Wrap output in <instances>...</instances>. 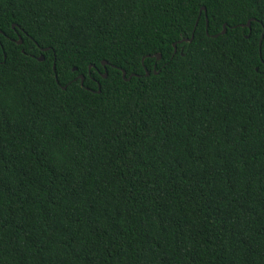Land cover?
Returning <instances> with one entry per match:
<instances>
[{"label":"trees","instance_id":"trees-1","mask_svg":"<svg viewBox=\"0 0 264 264\" xmlns=\"http://www.w3.org/2000/svg\"><path fill=\"white\" fill-rule=\"evenodd\" d=\"M0 31V264H264V0H0Z\"/></svg>","mask_w":264,"mask_h":264},{"label":"water","instance_id":"water-1","mask_svg":"<svg viewBox=\"0 0 264 264\" xmlns=\"http://www.w3.org/2000/svg\"><path fill=\"white\" fill-rule=\"evenodd\" d=\"M202 11H205V12H206V8L203 7V8H202ZM207 21H208V19H207ZM251 22H252V21H249V22L247 23V25H245L244 27H247V28L250 29V28H251ZM15 27H16V26L13 25V28H15ZM207 27H208V24H207ZM226 32H227V26L224 25V30H223V32H222V35H225ZM0 34H1V31H0ZM215 37H218V35L215 36ZM194 38H195V33H193L191 39H189V40H182V41L179 42V43H180V44H181V43H185V42H186V43H191V42H193ZM19 39H20V40L18 41V44H19V45H22V44H23V40H22L21 38H19ZM175 47H176V44H175ZM43 51L46 52V51H48V49H44ZM176 51H177V50L175 49V52H176ZM155 57H156L157 61H160V60L162 59V56H161L160 54L156 55ZM44 60H45L44 56H41V57L38 59V61H40V62H43ZM102 65H103V67H107L108 62L104 61V62L102 63ZM93 68H95L94 65H91V66L89 67V73H91V69H93ZM54 70H56L55 65H54ZM74 71H77V69H74ZM122 72H123V78H124L125 80H130V79L133 78V77H139L138 75H131V76L127 79V78H126V77H127V73H126V71L122 70ZM149 75H150L149 71L146 70V76H149ZM56 77H57V76H56ZM103 78H104V79L108 78V74L106 73L105 75H103ZM78 79L81 81V85L84 86V83H85V77H84L83 75H81V76H79ZM57 83H59V82L57 81ZM66 89H67V87H64V88H63V90H66ZM100 89H101V86L99 85V91H98V93H100Z\"/></svg>","mask_w":264,"mask_h":264}]
</instances>
